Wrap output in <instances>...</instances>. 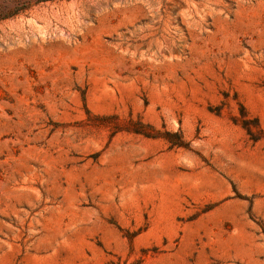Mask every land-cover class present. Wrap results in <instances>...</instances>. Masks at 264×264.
I'll return each mask as SVG.
<instances>
[{
	"label": "rangeland",
	"instance_id": "374dc122",
	"mask_svg": "<svg viewBox=\"0 0 264 264\" xmlns=\"http://www.w3.org/2000/svg\"><path fill=\"white\" fill-rule=\"evenodd\" d=\"M0 264H264V0H0Z\"/></svg>",
	"mask_w": 264,
	"mask_h": 264
}]
</instances>
